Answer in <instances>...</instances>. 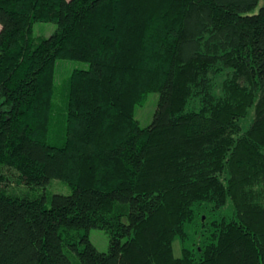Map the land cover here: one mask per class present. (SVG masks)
<instances>
[{"label": "trees", "instance_id": "16d2710c", "mask_svg": "<svg viewBox=\"0 0 264 264\" xmlns=\"http://www.w3.org/2000/svg\"><path fill=\"white\" fill-rule=\"evenodd\" d=\"M0 26V264H264V0H0ZM59 59L90 67L54 145Z\"/></svg>", "mask_w": 264, "mask_h": 264}, {"label": "rangeland", "instance_id": "374dc122", "mask_svg": "<svg viewBox=\"0 0 264 264\" xmlns=\"http://www.w3.org/2000/svg\"><path fill=\"white\" fill-rule=\"evenodd\" d=\"M58 28V25L53 22L36 21L34 23V35L36 37H49ZM1 29V26H0ZM88 62L71 59H59L56 65L55 83L56 95L54 99L55 115L57 117L56 127L52 133L50 142L54 145H61L65 139V128L63 116H65L68 103V82L71 74L76 69H89ZM159 93L151 92L141 105L135 108V117L140 121L141 127H147L153 120L159 102ZM254 117V110L251 109L246 118L242 120L243 129H246ZM10 188H13L18 193H27L32 189L26 185L18 184L15 181L10 183ZM37 191L46 194L47 206H51V198L55 193L69 195L73 189L71 186L60 179H52L46 186L36 188ZM91 240L96 247L103 252H107L110 247V235L104 229L96 226H91ZM175 255L180 256L181 246L176 240L174 242Z\"/></svg>", "mask_w": 264, "mask_h": 264}]
</instances>
